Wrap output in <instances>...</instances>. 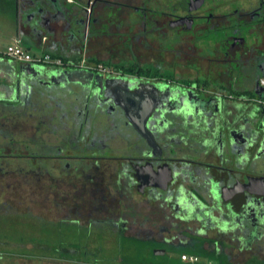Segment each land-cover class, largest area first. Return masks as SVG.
<instances>
[{
    "label": "flooded vegetation",
    "instance_id": "1",
    "mask_svg": "<svg viewBox=\"0 0 264 264\" xmlns=\"http://www.w3.org/2000/svg\"><path fill=\"white\" fill-rule=\"evenodd\" d=\"M19 1L3 6L48 61L1 57L0 186L16 161L87 174L45 239L20 237L88 258L74 264L264 263V0Z\"/></svg>",
    "mask_w": 264,
    "mask_h": 264
},
{
    "label": "rangeland",
    "instance_id": "2",
    "mask_svg": "<svg viewBox=\"0 0 264 264\" xmlns=\"http://www.w3.org/2000/svg\"><path fill=\"white\" fill-rule=\"evenodd\" d=\"M2 18L3 15L0 13V50H4L10 40L7 33H4L7 24H4L5 20H2ZM74 104L76 105V103ZM77 105L81 107L82 103ZM71 115H73V111L70 109ZM93 115H91L93 116L91 120L97 121L96 124L99 125V130H101L104 126V121L100 119L102 118L101 115H97L99 116L98 120L96 114L94 113ZM9 127L14 132V127ZM60 132L64 131L61 130ZM43 137L45 139L44 145L48 147L52 145L54 147L59 146L62 149V153L65 152L66 149L64 150V145H60L61 141L59 139L54 140L53 136L46 133H44ZM112 139L110 141L107 140V147L112 151L120 150L123 152L129 147V145L126 147V145L122 144L121 136H115ZM4 142L7 143V141ZM29 146L30 150H34L31 144ZM70 164V171L75 170L73 164H76V162H70ZM26 165L23 161L12 162L14 168H23L24 171H21L18 175L10 172L11 174L8 178L10 188L4 189L2 185L0 186V196H3V200L9 199V205L6 206V209H3L4 213L0 214V264H74L73 261L88 260V258H85L84 253L75 252L69 247L63 248L61 245L56 252L36 251L35 246L30 245L28 242V238L20 237V235H24L26 237L45 239L43 236L53 220L64 217V212L72 204L76 206L75 203L69 202H72L74 198L79 199L83 195L84 184L82 183V176L84 178L87 174L81 172L79 174L78 172L68 176L56 172L53 173L51 169L29 172V169L25 170ZM80 169L85 170L83 167H80ZM25 213L32 215L26 216L24 215ZM19 238L24 243V250L21 251L17 247H11L14 243L19 245ZM123 253L126 254L127 259L131 263L134 262L136 252L125 249ZM87 256L93 259H102L101 257L111 256V253H87ZM141 261H148L147 264H153L151 262L153 261V255L151 256L150 252H148L143 257L142 255L137 257V264H140Z\"/></svg>",
    "mask_w": 264,
    "mask_h": 264
},
{
    "label": "crops",
    "instance_id": "3",
    "mask_svg": "<svg viewBox=\"0 0 264 264\" xmlns=\"http://www.w3.org/2000/svg\"><path fill=\"white\" fill-rule=\"evenodd\" d=\"M3 2H6L7 4H11V3L19 4L20 1L19 0H0V13L1 15H3L2 20L4 19L5 20L4 24H7V28H5L6 31H4V33H7V36H9V39H10L7 45L12 43L14 39H20V43L22 44L24 48L27 49V51L30 54H32L33 56H40L41 51L43 49L40 46L39 38L36 35H33L32 33L22 31L20 24H16L15 22H13L17 11L13 12L12 11L13 9L11 11H8L9 9L4 8L5 5L3 4ZM57 23L59 24L60 21H58ZM30 43L37 44L39 48L34 49V48L28 47ZM41 43H43V41H41ZM4 51L5 49L0 50V108L3 107L5 99L11 93L10 88L12 84L11 77L9 78L8 70L6 68L7 63H5L4 60H2L1 58L3 55H5ZM55 62L57 61L52 60L50 64L54 66Z\"/></svg>",
    "mask_w": 264,
    "mask_h": 264
},
{
    "label": "built area",
    "instance_id": "4",
    "mask_svg": "<svg viewBox=\"0 0 264 264\" xmlns=\"http://www.w3.org/2000/svg\"><path fill=\"white\" fill-rule=\"evenodd\" d=\"M4 54L7 55L8 57L12 58L13 60L17 61V62L39 63L41 61H45V62L48 61L47 55L33 56L32 54H30L22 46V44L20 43V39H14L12 43L7 45V47L5 48ZM182 258L184 259L185 256L182 255Z\"/></svg>",
    "mask_w": 264,
    "mask_h": 264
},
{
    "label": "water",
    "instance_id": "5",
    "mask_svg": "<svg viewBox=\"0 0 264 264\" xmlns=\"http://www.w3.org/2000/svg\"><path fill=\"white\" fill-rule=\"evenodd\" d=\"M57 22H58V21H56V24H58Z\"/></svg>",
    "mask_w": 264,
    "mask_h": 264
}]
</instances>
